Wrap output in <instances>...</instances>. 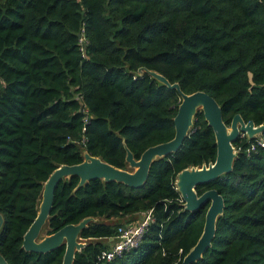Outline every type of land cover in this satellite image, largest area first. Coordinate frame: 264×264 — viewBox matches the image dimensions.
Masks as SVG:
<instances>
[{"label":"trees","instance_id":"16d2710c","mask_svg":"<svg viewBox=\"0 0 264 264\" xmlns=\"http://www.w3.org/2000/svg\"><path fill=\"white\" fill-rule=\"evenodd\" d=\"M143 69L185 94L206 93L226 124L234 114L263 123L264 0H0V255L7 264H60L63 245L45 253L20 247L42 183L59 164H77L85 151L129 170L124 146L137 159L172 138L178 94ZM258 135L238 136L231 170L194 187L214 189L223 209L210 246L191 264H264V147L249 149ZM214 157L212 130L197 110L179 148L152 161L139 188L61 180L41 231L92 217L72 264H179L201 233L206 206L183 210L175 177ZM148 211L135 246L97 260L118 225Z\"/></svg>","mask_w":264,"mask_h":264},{"label":"water","instance_id":"95a60500","mask_svg":"<svg viewBox=\"0 0 264 264\" xmlns=\"http://www.w3.org/2000/svg\"><path fill=\"white\" fill-rule=\"evenodd\" d=\"M141 70L139 68L137 71L140 73ZM143 71L167 88L175 89L178 94L180 102L172 117L174 130L172 138L145 148L137 159H134L131 152L124 146V161L129 170L113 167L85 151L82 152L81 162L71 165L59 164L42 183L36 214L22 235L21 249L27 252L45 253L63 245L60 264H72L75 252L83 247V243L77 239L78 233L94 219L84 217L75 224L63 225L53 233L39 237L51 209L56 185L63 179L77 177L76 188L93 179H100L103 182L115 181L128 187L139 188L146 180L152 161L167 156L179 148L197 110L201 111L206 125L212 130L215 157L212 162L202 164L200 167L184 168L176 174L175 188L180 195L183 210L194 212L206 206L201 233L193 246L183 255L179 264L194 263L210 246L215 220L223 209L222 198L214 189H207L197 194L194 187L228 173L235 155L232 142L240 135L250 139L264 132V122L255 125L251 120L243 121L238 114H234L229 124H226L222 120L219 104L206 93L194 91L185 94L179 89L177 83L170 84L155 71L147 69ZM1 223L0 214V226ZM0 264H7L1 255Z\"/></svg>","mask_w":264,"mask_h":264},{"label":"built area","instance_id":"2783aa9c","mask_svg":"<svg viewBox=\"0 0 264 264\" xmlns=\"http://www.w3.org/2000/svg\"><path fill=\"white\" fill-rule=\"evenodd\" d=\"M254 145L264 147V132L259 134L249 149H253ZM143 217L136 221L127 222L118 225L115 230L114 238L108 249H103L97 255L98 261H110L118 256L122 251L127 250L137 244L139 238L150 221L149 211L143 213Z\"/></svg>","mask_w":264,"mask_h":264},{"label":"crops","instance_id":"0c3cea01","mask_svg":"<svg viewBox=\"0 0 264 264\" xmlns=\"http://www.w3.org/2000/svg\"><path fill=\"white\" fill-rule=\"evenodd\" d=\"M136 215H138L139 218H137V219H133V218H134V215H133V216H131V217L129 218V219H130L129 222L139 220L140 218H142V217L144 216L143 213H139V214H136ZM111 242H112V241H111ZM109 246H110V244H109Z\"/></svg>","mask_w":264,"mask_h":264},{"label":"rangeland","instance_id":"374dc122","mask_svg":"<svg viewBox=\"0 0 264 264\" xmlns=\"http://www.w3.org/2000/svg\"><path fill=\"white\" fill-rule=\"evenodd\" d=\"M137 218H139V216L138 215H134V218L133 219H137ZM114 219H112L111 221H113ZM44 234H43V231H41L40 232V234H39V237H42ZM111 244V243H110Z\"/></svg>","mask_w":264,"mask_h":264}]
</instances>
